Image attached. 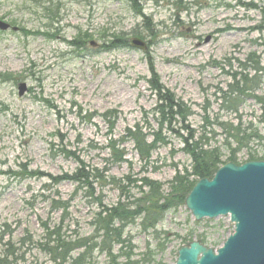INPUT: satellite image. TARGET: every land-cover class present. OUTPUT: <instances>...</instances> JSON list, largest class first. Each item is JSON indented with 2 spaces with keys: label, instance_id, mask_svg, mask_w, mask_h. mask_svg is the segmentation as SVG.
<instances>
[{
  "label": "rangeland",
  "instance_id": "rangeland-1",
  "mask_svg": "<svg viewBox=\"0 0 264 264\" xmlns=\"http://www.w3.org/2000/svg\"><path fill=\"white\" fill-rule=\"evenodd\" d=\"M134 2L148 18L151 31L127 0H0V20L18 28L0 32V75L15 77L0 79V256L10 243L20 248L17 264H49L37 245L44 236L41 224L53 228L62 220L53 201L69 202L62 229L66 238L87 237L92 232L91 218L97 206L86 191L73 195L74 184L52 185L46 177L76 168L74 161L57 154L61 148L75 151L92 167L106 166L109 176L131 174L137 180L146 176L163 184L165 190L176 172L190 171L191 160L174 135L167 146L153 152L147 165L139 160L131 142L123 145L126 162L106 164L105 147L111 136L117 139L135 125L146 131L148 126L156 127L149 62L162 86L191 109L190 127L199 134L206 131L209 145L222 150V161L228 155L223 148L225 134L215 122L251 124L264 137L258 123L261 108L254 99L245 100L237 113L219 106L220 92L226 91L232 75L252 76L250 59L264 66V30L257 29L264 25L260 11L264 0ZM41 8L53 10V21ZM79 32L91 37L87 49L80 52L70 47ZM132 32L150 45L146 51L131 46L101 50L103 41L113 35H123L130 43L135 38ZM20 84L26 86L21 97ZM255 95L264 99V78ZM108 112L117 113L112 133L108 117H101ZM86 114H93L91 121L80 118ZM204 119L213 124L202 130ZM57 133L63 137V146ZM250 155L261 158L264 141L251 142L240 150L236 162L243 164ZM24 169L42 177L13 176ZM138 185L129 189L131 195H138ZM95 191L102 193L105 205L118 198V191L109 185L95 186ZM158 230L167 234L165 242L160 239V244L165 243L162 251L155 249L152 235L128 230L135 248L133 260L138 261L150 245L153 258L146 264H174L185 239H203L206 247L216 249L233 226L229 217L195 222L183 205L168 212ZM22 239L31 241L22 247ZM92 262L109 263L98 253Z\"/></svg>",
  "mask_w": 264,
  "mask_h": 264
},
{
  "label": "trees",
  "instance_id": "trees-1",
  "mask_svg": "<svg viewBox=\"0 0 264 264\" xmlns=\"http://www.w3.org/2000/svg\"><path fill=\"white\" fill-rule=\"evenodd\" d=\"M134 1L127 0L135 14L143 19V26L151 31L152 27L148 24V18L142 14ZM41 9L45 17L49 21H53L55 16L53 10L51 8ZM260 11L264 17V8ZM257 29L263 31L264 25L257 27ZM21 31L24 32L23 29ZM131 35L138 36L135 32H132ZM90 39V36L79 32L74 42L70 43V47L79 52L84 51L87 49L86 46ZM148 46L150 47L149 44ZM129 47L126 37L113 35L103 41L101 50L107 52ZM250 61L253 75L248 76L242 73L232 75V82L227 86L226 91L220 92L219 106L228 112L237 113L243 102L248 98H252L260 105L261 116L258 123L264 128V99L255 95L259 91L264 78V66H261L257 61H252V59ZM149 71L151 77L148 84L156 98V105L152 110L156 127L151 128L148 126L146 131L143 127L135 125L133 128H127L123 135L117 139L111 136L105 147L108 152V157L105 159L106 164L113 166L126 162L123 145L131 142L139 160L147 165L153 152L167 146L170 135H174L181 140V150L191 160L190 171L184 169L183 172H176L174 177L167 183L168 188L165 190L163 184L146 176L138 180L133 178L131 174L123 178L109 176L106 166L102 169L92 167L86 164L75 151L61 148L57 151V154L66 160L74 161L76 168L71 173H63L58 176L47 175L46 177L52 185L64 182L74 184L76 187L73 195H76L78 191L85 190L87 197L97 206V211L93 213L91 218L92 232L89 236L80 237L77 235L73 239L66 238L62 229L63 221L69 209V202L53 201V209L61 211L62 220L53 228H49L46 223H42L44 236L37 245L38 249L48 256L49 264H93V255L96 253L105 256L109 261L108 264L149 263L153 258L150 245L145 247L138 261L133 260L135 248L131 244L128 230L136 228L140 233L152 235V239L156 241L155 249L162 251L165 243L164 245L160 244V239L164 241L167 234L159 231L158 227L163 222L165 215L184 205L186 196L198 180L211 179L216 170L226 162L237 164L236 156L240 150L248 148L251 142L264 141V137L251 129V124L243 127V123L240 121L235 126L215 122L225 134L223 148L228 152V155L227 160L222 161V150L209 145L210 139L207 138L206 131L199 134L190 127L188 121L192 115L191 109L162 86L151 62H149ZM0 79L13 80L15 77L0 75ZM92 117L93 114L80 115L82 120L91 121ZM101 117L103 119L108 117L109 132L112 133L117 113L108 112ZM212 124L204 119L202 130ZM213 133V131H210V134ZM57 136L59 137V145L63 146V137L58 133ZM261 159H264V155L261 158L250 155L248 161ZM8 174L6 173V175ZM41 175L38 172L27 171L26 169L20 173H13V176L19 179L42 177ZM137 183L139 184L137 186L138 195H131L129 189L136 186ZM106 185L118 191V198L111 205H105L102 193H96L95 191V186L102 188ZM28 242L22 239L20 244L23 247ZM185 242L187 245L191 240L186 241L185 239ZM200 242L204 244L203 239H200ZM18 250L8 243L5 251L0 256V264H17L18 262L15 261L18 260Z\"/></svg>",
  "mask_w": 264,
  "mask_h": 264
},
{
  "label": "water",
  "instance_id": "water-1",
  "mask_svg": "<svg viewBox=\"0 0 264 264\" xmlns=\"http://www.w3.org/2000/svg\"><path fill=\"white\" fill-rule=\"evenodd\" d=\"M9 29L0 21L1 32ZM130 46L147 48L139 39ZM25 91L20 84L18 95ZM184 205L195 222L229 217L233 233L216 250L198 241L189 243L178 250L174 264H264V160L224 164L211 179L196 182Z\"/></svg>",
  "mask_w": 264,
  "mask_h": 264
}]
</instances>
